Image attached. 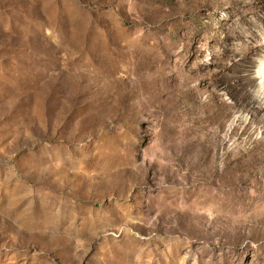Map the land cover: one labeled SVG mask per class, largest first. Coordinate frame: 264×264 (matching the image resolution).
Here are the masks:
<instances>
[{
    "label": "rangeland",
    "instance_id": "obj_1",
    "mask_svg": "<svg viewBox=\"0 0 264 264\" xmlns=\"http://www.w3.org/2000/svg\"><path fill=\"white\" fill-rule=\"evenodd\" d=\"M264 0H0V264H264Z\"/></svg>",
    "mask_w": 264,
    "mask_h": 264
},
{
    "label": "bare ground",
    "instance_id": "obj_2",
    "mask_svg": "<svg viewBox=\"0 0 264 264\" xmlns=\"http://www.w3.org/2000/svg\"><path fill=\"white\" fill-rule=\"evenodd\" d=\"M257 73H259V75H261L260 77L263 78L264 77V67L261 65L259 70L257 71Z\"/></svg>",
    "mask_w": 264,
    "mask_h": 264
}]
</instances>
